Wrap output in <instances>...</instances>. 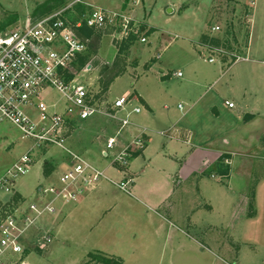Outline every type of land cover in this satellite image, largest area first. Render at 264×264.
Returning <instances> with one entry per match:
<instances>
[{
    "label": "crops",
    "instance_id": "obj_1",
    "mask_svg": "<svg viewBox=\"0 0 264 264\" xmlns=\"http://www.w3.org/2000/svg\"><path fill=\"white\" fill-rule=\"evenodd\" d=\"M168 7L177 12L174 6L166 5L165 9ZM255 11L249 60L254 58V63H260L262 68L264 28H259V33L257 28L264 27V16L260 15V21H257ZM188 16L190 14H184V17ZM196 33L194 41L199 39ZM206 40L209 41L208 38ZM219 63L218 68L221 69ZM237 66L223 70V76L218 79L211 74L191 75L188 80L192 88L183 94V102L188 108L180 103L185 118L177 122H172L169 114L157 109V104L170 98L171 93L163 90L158 100L146 96L137 89L140 75L132 80V85L137 89L135 93H138L145 109L139 104L130 107L134 97L132 90L115 98L131 95L121 116L136 106L141 108L140 113L130 115V123L119 140L120 144H128L142 136L147 140L145 149L131 162L130 173L135 177L132 193L120 190L110 181L121 180L123 174L112 168L102 155L105 136L117 129L116 123L101 115L103 117L93 122L95 130L90 129L91 124L88 129L86 125L80 128L78 131L82 132L69 142L68 148L102 169L111 179H104L96 189L79 196L76 201L60 204L63 208L58 215H54L59 220L56 230L54 228L51 248L36 262L52 259L51 263L59 264L56 258L69 249L78 252L70 264H80L97 252L106 257H121L120 245L129 242L131 257L126 262L123 260V264H264V255H260L263 251L261 243H251L259 242L264 236V203L255 202L252 214H249L252 204L248 194L253 181V160L234 148L253 138L255 129H262V134L257 133V138L262 139L264 108L261 103L264 99L260 92L239 85ZM154 68L152 66L151 69ZM157 77L161 83L165 82L164 76ZM119 78L116 75L112 79L107 90L109 94ZM226 101L233 102L234 107L230 108ZM47 154L50 156L48 163L52 166L50 173H45L43 169L37 183L39 188L37 186L36 190L27 193L21 185V189L17 188L18 195L33 199L37 194L35 200H39L40 188L57 184L58 173L70 167L71 156L63 149L52 148L47 150ZM222 160H229L231 165L230 173L226 172L227 178L223 180ZM47 198L41 196V200ZM214 228L229 229L232 239L240 242L236 263L223 261L206 247L210 243L203 241L204 232Z\"/></svg>",
    "mask_w": 264,
    "mask_h": 264
},
{
    "label": "rangeland",
    "instance_id": "obj_2",
    "mask_svg": "<svg viewBox=\"0 0 264 264\" xmlns=\"http://www.w3.org/2000/svg\"><path fill=\"white\" fill-rule=\"evenodd\" d=\"M230 1L232 0H83L84 4H74L75 0H0V31L11 30L18 22H22L27 18L37 19L39 16L41 17L69 6H72L68 10V14L70 13L69 17L72 19L88 14L93 8L91 6L119 12L131 17V28L127 35L122 34L119 20L115 22L114 26L109 25L101 30H92L93 32H90L91 30L83 32L82 30L83 36L89 38V46L85 53L78 58L76 63L77 76L83 83L89 84L94 92L102 91L103 96L105 94L109 102H114L117 96H121L127 90H132L134 97L133 103L130 105L131 108L134 104L141 105L143 109L146 108L138 93H135L137 89L142 90L146 96L156 100L160 99V92L166 90V92L171 93L170 98L161 100L157 104V109L160 112L169 114L172 122H177L185 118L178 105L183 103L185 108H188L183 102V94L192 88L191 82L188 80L191 75L200 77L211 74L214 79H218L223 76V70L227 71L238 64L237 73L239 77L237 82L239 85H243L244 88L249 90L260 92L264 99V65L261 68L260 63H254V58L249 60V62L241 61L233 65L219 63L223 68L220 67L221 69H219L218 62L209 63L200 57L202 53L199 44L201 42L205 43L207 41L206 38L211 40L213 37H217L225 40V42L229 41V44L234 43L237 39L242 42L246 41L247 32L251 29V25L248 28L247 26L245 27L243 20L245 19V10L248 8L245 1L248 3L249 0H238L239 2L233 0V2L240 4V7H236V10L228 4ZM257 1V6L251 11L250 17L253 19V12L256 10L257 21H260V15L264 16L262 12L264 0ZM85 3L90 5H85ZM166 5L176 8L177 12L174 16L167 14ZM186 13L190 14V16L184 17ZM216 22L223 24L224 32L213 34L210 37V28ZM259 28L262 29L264 27L258 26V33ZM250 31L252 33L251 37L254 38V29L252 28ZM194 33L199 37L197 41L193 40ZM143 37L147 38L146 42L142 41ZM253 65L255 67H252ZM152 66H155V68L151 69ZM178 72H181L184 76L179 77L177 75ZM116 75H119L120 78L115 82L109 94L107 91L108 82ZM139 75V87L136 89L133 88L132 80L137 79ZM158 75L159 78L164 76V83L157 79ZM199 81L203 84L201 80ZM209 83H207L206 87H208ZM210 90L213 91L214 89L210 87ZM47 99L52 102L58 101L61 106L63 105V100L58 91H51ZM261 105L264 108V101H262ZM101 117L103 116L95 115L89 118L83 122L80 128L83 129L86 125L88 129L91 124L90 129L95 130L93 122H96V119ZM80 128L71 136L67 145H69L71 140L73 141L77 138L75 137L77 134L82 132L78 131ZM115 131H117L116 128L105 136V147L103 150L107 149V139L110 135H115ZM253 132L256 133L253 138H248L242 144L234 147L242 155L249 156L253 160V181L248 194V199L252 204L249 214H252L251 211L255 202L264 203V132L261 140L257 138V133L262 134V129H255ZM31 145H33V141L23 138L14 125L10 123L0 124V176ZM52 148L56 147L46 148L45 150L38 149L35 152V167L33 166L29 173L17 180L18 189H21V185H24L27 193L36 190L43 169L45 173L47 171L50 173L51 171L52 166L51 163H48L50 156L47 154V150H52ZM236 149L233 151H236ZM225 156L231 155L225 154ZM224 160L221 161L220 169L221 171L227 170L230 173V161ZM60 174L58 173V175ZM227 175H222V180L226 179ZM38 194L40 195L39 200H41L42 195L40 192ZM20 196L25 199L26 205L39 201L35 200L38 197L37 194L33 196V199L24 197L21 194ZM13 200V195L0 189V208L4 203L12 205ZM47 216L46 219L50 221L40 220L35 226L36 228L39 227L38 229L29 228V236L25 239L27 247L25 254H11L10 257H7L8 264H29L30 262L37 264L36 259L49 252L50 246L46 251L42 252L34 246L39 229L50 227L54 235V228L56 230L58 226L59 218L55 216L53 218V215L50 218ZM204 233L205 238L203 241H208L212 246L206 244V247L216 256L229 263L237 262L241 244L232 239L229 229L214 228L211 231L205 230ZM251 243L255 245L261 243L263 251L260 255L262 257L264 255V236L259 242L253 241ZM127 244L129 242L120 245L121 257L108 256V258L112 259V261L120 259L122 264L124 263L123 260L125 262L127 259L129 260L131 256ZM76 253H78L77 250L69 249L63 252L60 258L56 259H58L59 264H70V260ZM102 256L106 255L100 252L93 253L92 258L88 256L80 264H105L99 259ZM48 261L38 264H53L51 263L52 259H48ZM262 262L264 263V260Z\"/></svg>",
    "mask_w": 264,
    "mask_h": 264
},
{
    "label": "built area",
    "instance_id": "obj_3",
    "mask_svg": "<svg viewBox=\"0 0 264 264\" xmlns=\"http://www.w3.org/2000/svg\"><path fill=\"white\" fill-rule=\"evenodd\" d=\"M80 3L84 4L83 0L74 2ZM256 3L257 0L246 3L248 8L243 23L247 28L251 25L252 29L250 14ZM228 4L234 10L240 7L235 1ZM71 7L37 19L27 18L11 30L0 31V124L14 125L23 138L33 141V145L0 176V189L14 197L12 205L4 203L0 208V264H8L7 257L11 254H25V239L30 227L38 229L35 227L38 221H50L46 219L47 215H58L63 204L76 201L79 196L96 189L104 179H109L102 169L67 146L83 122L95 115H103L116 123V134L107 139V149L102 153L110 166L123 174L119 181L109 180L126 193H132L135 186V177L130 173L131 162L147 145L143 136L125 145L119 142L130 123V115L141 111L140 106H136L125 116L120 115L125 112L131 96H122L110 103L102 91L94 92L77 76V60L89 46V40L82 37L81 30L85 27L104 29L119 20L122 34L127 35L131 17L91 6L88 14L72 19L68 14ZM250 30L246 31L245 42L237 39L229 44V41L213 37L200 43L201 57L213 64L233 65L248 61ZM223 32V24L216 22L209 33L211 37ZM146 40V37L142 38L143 42ZM177 75L182 76V73ZM53 90L60 93L62 106L58 101H48ZM226 104L234 107L233 102L226 101ZM179 108L182 110L183 106L180 104ZM50 147L67 152L71 156L70 167L57 177V184L40 188L42 197L49 196V199L26 205L25 199L18 195L17 180L34 166L35 152ZM53 237L50 227L39 229L34 246L41 252L46 251Z\"/></svg>",
    "mask_w": 264,
    "mask_h": 264
},
{
    "label": "trees",
    "instance_id": "obj_4",
    "mask_svg": "<svg viewBox=\"0 0 264 264\" xmlns=\"http://www.w3.org/2000/svg\"><path fill=\"white\" fill-rule=\"evenodd\" d=\"M87 30H90V29H85V30H83V32L84 31L86 32ZM90 32H93V31L91 30ZM112 79L108 82V87H109ZM223 172H224L223 174H227L226 172H228V171L226 170V171H223ZM89 256L92 258L93 257V254H90ZM99 259L101 260V262H103L105 264H122V261L120 259L119 260L112 261V259H110V258H108L106 256L99 257Z\"/></svg>",
    "mask_w": 264,
    "mask_h": 264
},
{
    "label": "water",
    "instance_id": "obj_5",
    "mask_svg": "<svg viewBox=\"0 0 264 264\" xmlns=\"http://www.w3.org/2000/svg\"><path fill=\"white\" fill-rule=\"evenodd\" d=\"M166 12L169 14V15H173L175 13V9L173 7H168L166 9Z\"/></svg>",
    "mask_w": 264,
    "mask_h": 264
}]
</instances>
